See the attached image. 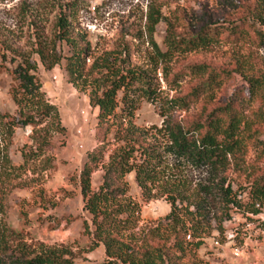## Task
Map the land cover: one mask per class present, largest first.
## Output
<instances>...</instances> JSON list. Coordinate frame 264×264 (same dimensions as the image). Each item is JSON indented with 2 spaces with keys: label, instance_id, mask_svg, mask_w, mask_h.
<instances>
[{
  "label": "rangeland",
  "instance_id": "rangeland-1",
  "mask_svg": "<svg viewBox=\"0 0 264 264\" xmlns=\"http://www.w3.org/2000/svg\"><path fill=\"white\" fill-rule=\"evenodd\" d=\"M62 14L71 18L74 47L59 39ZM217 25H238L242 36L236 41L225 30L208 47L171 49L172 38L195 37ZM41 45L52 58L49 64L60 62L48 68L36 52ZM78 52L85 65L72 74ZM14 57L35 67L46 99L58 109L60 126L8 130L5 122L20 120L10 93ZM195 65L201 73L193 72ZM128 69L151 77L157 100L142 97L132 119L100 124L93 96L102 94L114 72ZM212 73L222 80L220 86L187 111L174 108ZM252 76L264 82V0H0V233L8 242L6 251L0 250V264H21L44 253L74 264L110 258L105 244L110 235L85 209L82 192L87 156L99 147L104 159L92 175V192L104 183L112 159L125 151L149 150L161 159L154 169L158 180L141 185L128 174L116 185L125 193L119 191L105 207L128 226L111 233L138 260L171 233L168 215L175 197L180 208L199 209L205 219L203 245L189 250L182 264H264V221L244 214L256 202L253 186L264 180V95L251 94L247 78ZM238 93H243L239 102ZM235 102L243 117L242 148L226 169L197 167L177 153L172 133L179 125L204 121L214 109ZM38 136L49 141L42 150ZM220 186L232 188L238 205L223 204ZM121 208L125 211L117 213Z\"/></svg>",
  "mask_w": 264,
  "mask_h": 264
},
{
  "label": "trees",
  "instance_id": "trees-1",
  "mask_svg": "<svg viewBox=\"0 0 264 264\" xmlns=\"http://www.w3.org/2000/svg\"><path fill=\"white\" fill-rule=\"evenodd\" d=\"M57 26L59 39L74 47L75 41L70 35L71 18L62 14L58 19ZM238 27L240 26L234 25L229 29L223 25L206 26L195 37L179 41L172 38L170 40L172 41L171 49L187 52L208 47L217 35L225 30H231L232 36H235V40L238 41L242 36ZM36 52L48 68L60 62L56 60L49 64L48 60L52 58L49 56L46 47L42 45ZM78 54L72 61L74 64L71 67L74 70L71 72L72 74L80 72L83 69L81 66L85 65V55L80 52ZM11 62L15 65L13 72L15 85L11 88L10 93L20 110V120L5 122L8 130L12 132L16 127L31 125L39 127L51 122L60 126L58 109L46 99L42 85L34 73L35 67L29 61L21 62L15 57L12 58ZM199 68V65H195L193 72L201 73L202 70ZM247 81L253 96L264 95V82L260 77H248ZM221 83L222 80L217 74L212 73L208 80L201 82L189 95L178 98L174 103V108L187 111L192 103L199 100L202 94L217 88ZM157 92L158 89L154 87V81L147 74L137 72L134 69L120 70L114 72L109 86L103 90L101 95L93 96L92 103L99 108L100 124H115L119 120H130L134 117L140 98L147 97L148 100L156 101ZM241 97H243V93H238L235 99L239 102ZM238 102L214 109L204 121L195 120L186 126L179 125V128L172 133V141L176 146L177 153L187 157L197 167L210 166L226 169L231 158L235 159L237 152L242 148L239 135L243 129V117L237 107ZM5 117L6 115H2V118ZM108 132L106 131V133ZM36 141L40 150L49 144V141L42 136H38ZM137 152L138 155L135 151L129 150L121 153L118 158H113L105 169L104 183L96 192L91 190V178L104 159V148L99 147L87 156V162L81 174L82 192L86 196L85 209L94 216V222L100 231L103 234L108 231V235H110L105 240L106 250L110 258L98 264H182L188 256L189 250L199 249L203 245L200 235L204 231L205 219L199 213V209L191 211L189 207L180 208L175 197H170L171 212L168 215L170 224L167 226L171 233L165 239L161 238L157 246L153 247L152 252L144 259L138 260L135 255H131V247L112 236L111 231H122L128 228L122 221L114 220L105 210V207L119 194V191L125 193L126 189L120 190L119 186H116L118 182L131 173L135 174L136 180L141 185L144 182H154L159 179L154 170L161 165L159 156L151 154L149 150ZM39 155H42V152L33 154L34 157ZM220 189L222 191L220 200L225 206L230 208L232 205H238L231 187L223 188L220 186ZM251 194L253 200L264 203V180L255 183ZM247 209L255 214L259 212L254 204L248 205ZM116 211L120 214L125 211V208ZM99 219L102 220L99 221ZM188 234L192 235V241H186ZM5 235L0 233V250L3 252L6 251L4 249L8 244ZM19 252L25 253V250L20 249ZM21 264H74V262L62 255L44 253L27 258Z\"/></svg>",
  "mask_w": 264,
  "mask_h": 264
},
{
  "label": "built area",
  "instance_id": "built-area-1",
  "mask_svg": "<svg viewBox=\"0 0 264 264\" xmlns=\"http://www.w3.org/2000/svg\"><path fill=\"white\" fill-rule=\"evenodd\" d=\"M239 198H242L241 196H239ZM234 206V205H233ZM254 206L256 209H258V213H254V212H251V211H245L244 214L247 215V216H255V217H258L260 219H262L264 221V211H263V208H264V203L263 202H260V201H256L254 203ZM188 239H191L192 238V235L191 234H188ZM236 256H239L240 255V252L239 251H236L235 252Z\"/></svg>",
  "mask_w": 264,
  "mask_h": 264
}]
</instances>
